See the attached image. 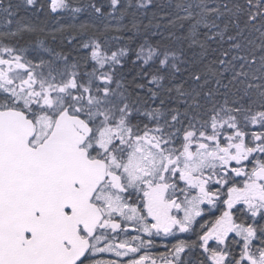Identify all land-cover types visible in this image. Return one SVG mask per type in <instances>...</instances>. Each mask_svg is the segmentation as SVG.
Instances as JSON below:
<instances>
[{
	"label": "snow or ice",
	"instance_id": "snow-or-ice-1",
	"mask_svg": "<svg viewBox=\"0 0 264 264\" xmlns=\"http://www.w3.org/2000/svg\"><path fill=\"white\" fill-rule=\"evenodd\" d=\"M0 264H264V0H0Z\"/></svg>",
	"mask_w": 264,
	"mask_h": 264
},
{
	"label": "flooded vegetation",
	"instance_id": "flooded-vegetation-1",
	"mask_svg": "<svg viewBox=\"0 0 264 264\" xmlns=\"http://www.w3.org/2000/svg\"><path fill=\"white\" fill-rule=\"evenodd\" d=\"M160 250L162 251L163 249L161 248Z\"/></svg>",
	"mask_w": 264,
	"mask_h": 264
}]
</instances>
